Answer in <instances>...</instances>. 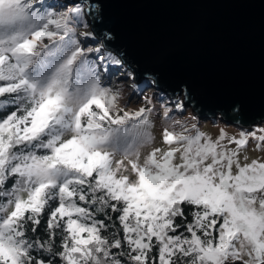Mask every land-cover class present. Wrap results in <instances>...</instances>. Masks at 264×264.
I'll list each match as a JSON object with an SVG mask.
<instances>
[{"label":"snow or ice","instance_id":"6c2138e0","mask_svg":"<svg viewBox=\"0 0 264 264\" xmlns=\"http://www.w3.org/2000/svg\"><path fill=\"white\" fill-rule=\"evenodd\" d=\"M99 9L0 0V264H264V121L214 138L165 106L155 146Z\"/></svg>","mask_w":264,"mask_h":264},{"label":"water","instance_id":"95a60500","mask_svg":"<svg viewBox=\"0 0 264 264\" xmlns=\"http://www.w3.org/2000/svg\"><path fill=\"white\" fill-rule=\"evenodd\" d=\"M93 2L91 30L114 37L104 42L136 81L152 79L203 118L245 127L264 120V0Z\"/></svg>","mask_w":264,"mask_h":264},{"label":"rangeland","instance_id":"374dc122","mask_svg":"<svg viewBox=\"0 0 264 264\" xmlns=\"http://www.w3.org/2000/svg\"><path fill=\"white\" fill-rule=\"evenodd\" d=\"M89 30H91L90 23H89ZM113 53L117 54L114 51ZM125 69L128 71H132L125 64L124 69H121L119 72L114 73L113 75H111L110 78L107 76L104 77V80L106 83H110L114 87H119L121 84L124 85V99L121 101V106L125 107L126 110L128 109L135 110L143 106L145 96L150 97L152 99L153 104L155 105V108L152 113V118L156 121V125H157L156 128L154 129V133L156 135L155 146H160L161 121L159 119V116L162 115L163 108L165 106L173 109L171 115L175 119H183V120L188 121L189 123H198V126L200 127L202 131L212 134L214 138L215 136L218 135L220 128H224L230 135L235 134L236 132L239 131L240 125L226 122L220 117H213V118L200 117L198 114L193 112L190 106L189 107L185 106L183 112L177 110L175 107L176 102L177 101L183 102V99L181 98V96L172 97L168 95L167 93L163 92L162 90L157 89L154 86L153 80L150 78H143L140 81H136L135 78L134 80H124L123 75H124ZM133 83L136 85L135 90L128 86ZM125 101H127V103H125ZM260 122H258L257 124H259ZM251 126H246V127L243 126V127L249 128ZM149 151H150V148L148 147H145L141 150V157H140L141 162L143 161L144 156H146ZM248 154L250 158L264 156V152H256V151H252L251 149L249 150ZM117 159H120V157L117 156ZM125 163H127V161H125Z\"/></svg>","mask_w":264,"mask_h":264}]
</instances>
